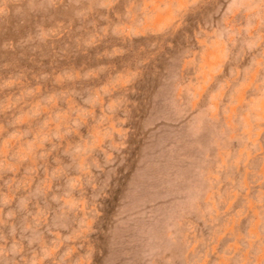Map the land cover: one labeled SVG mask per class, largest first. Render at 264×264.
Returning a JSON list of instances; mask_svg holds the SVG:
<instances>
[{"label": "rangeland", "instance_id": "1", "mask_svg": "<svg viewBox=\"0 0 264 264\" xmlns=\"http://www.w3.org/2000/svg\"><path fill=\"white\" fill-rule=\"evenodd\" d=\"M0 264H264V0H0Z\"/></svg>", "mask_w": 264, "mask_h": 264}]
</instances>
